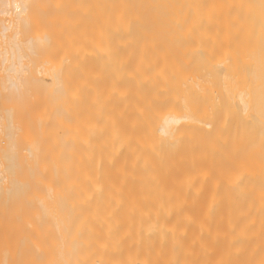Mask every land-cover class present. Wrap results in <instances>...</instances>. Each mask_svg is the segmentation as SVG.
I'll return each mask as SVG.
<instances>
[{
    "label": "bare ground",
    "instance_id": "1",
    "mask_svg": "<svg viewBox=\"0 0 264 264\" xmlns=\"http://www.w3.org/2000/svg\"><path fill=\"white\" fill-rule=\"evenodd\" d=\"M0 264H264V0H0Z\"/></svg>",
    "mask_w": 264,
    "mask_h": 264
}]
</instances>
